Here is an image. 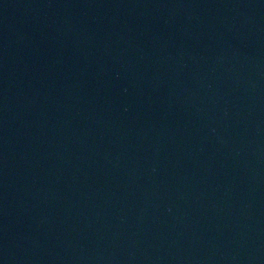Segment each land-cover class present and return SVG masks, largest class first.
Here are the masks:
<instances>
[{
  "label": "water",
  "instance_id": "water-1",
  "mask_svg": "<svg viewBox=\"0 0 264 264\" xmlns=\"http://www.w3.org/2000/svg\"><path fill=\"white\" fill-rule=\"evenodd\" d=\"M0 264H264V0H0Z\"/></svg>",
  "mask_w": 264,
  "mask_h": 264
}]
</instances>
